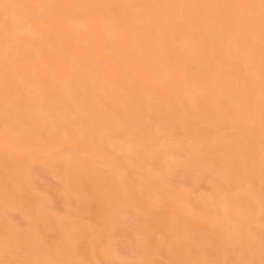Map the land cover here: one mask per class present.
<instances>
[{"label":"bare ground","instance_id":"1","mask_svg":"<svg viewBox=\"0 0 264 264\" xmlns=\"http://www.w3.org/2000/svg\"><path fill=\"white\" fill-rule=\"evenodd\" d=\"M22 1H0V94L24 108L0 102V264H128L125 249L132 264H264V0ZM57 130L71 153L51 163ZM29 138L60 180L49 196L18 151ZM170 172L213 174L210 193L183 197ZM62 201L70 233L46 213Z\"/></svg>","mask_w":264,"mask_h":264},{"label":"rangeland","instance_id":"2","mask_svg":"<svg viewBox=\"0 0 264 264\" xmlns=\"http://www.w3.org/2000/svg\"><path fill=\"white\" fill-rule=\"evenodd\" d=\"M1 1V0H0ZM16 4L17 5H20L19 6V8H22V9H26V7L24 6V4H23V1L22 0H17V2H16ZM27 11H30V10H27ZM3 25L4 24H2L1 22H0V28L1 27H3ZM4 28V27H3ZM25 29V28H24ZM26 30V29H25ZM165 38L167 39V40H170L171 39V37H169V36H165ZM170 41H173V40H170ZM173 43V42H172ZM92 58H94V57H92ZM91 58V59H92ZM93 60V59H92ZM91 60V62L93 63V61ZM91 63V64H92ZM105 63V62H104ZM95 64V63H94ZM97 65V64H96ZM105 67V64H103L102 63V65L100 64V65H98V68L99 67ZM107 66V69H108V64L106 65ZM93 67V66H92ZM42 68H46V66H42ZM97 68V69H98ZM43 69V70H44ZM101 69H103V68H101ZM105 69H106V67H105ZM104 70V69H103ZM243 70H245L244 72H242ZM242 75L244 74V75H246V76H250L251 78H253V76H255L253 73H251L250 72V74H249V70L247 69V68H244V69H242ZM50 75V74H49ZM259 76V75H258ZM257 76V77H258ZM50 77V76H49ZM91 83V82H90ZM99 83V82H98ZM93 84V83H92ZM94 84H96L95 83V81H94ZM93 84V85H94ZM98 85V84H97ZM96 86V85H95ZM5 96L7 97V93L6 92H3L2 94H0V102H1V106H4V110L6 109L7 110V108L9 109V111H13V112H18V113H20V112H23L24 111V108H22L21 106L19 107V106H17V105H15L13 102H11L9 99H8V97L7 98H5ZM3 101H5V103L3 102ZM17 106V107H16ZM2 109H3V107H2ZM39 113V112H38ZM45 113V112H44ZM43 112H41V113H39V115L40 114H44ZM20 116V115H19ZM79 125H77V127H78ZM77 127H74V129L75 128H77ZM80 129H81V126H80V128H78L77 130L78 131H80ZM76 130V129H75ZM229 130V131H228ZM57 131H58V134H57ZM56 131V135H55V139H53V140H51V141H49V144L47 143V145H48V147H51V149L52 150H54L53 152H54V154H53V157L52 158H48V161L47 162H51V163H54V162H56L59 158L60 159H62V158H64V157H66L67 156V154H70L71 153V148H70V145L68 144V142H69V139H67V138H64V136L65 137H67V135H66V133H65V131H63V130H57ZM61 131V132H60ZM60 133V134H59ZM166 132H164V133H159L158 135H157V137H158V146H159V143H160V145L162 144V145H168V143H170V142H172L171 140L172 139H175V136L174 137H172V135L170 136V135H168L169 133H166ZM223 133H225V134H229V133H231V130L230 129H228V128H226V132H224V130H223ZM41 134H43V135H41L42 137H46V132H41ZM62 135H64L63 137H62ZM45 139V138H44ZM261 140L262 141H264V138H261ZM33 141V142H32ZM43 141V138H40V139H28V142L26 141V143L27 144H22V145H19L18 146V148H20V149H18V151L19 152H21V154H25L26 153V151L29 149V150H32V151H34V153L36 154V156L37 157H39V158H34V157H29V159L32 161V158H34L33 159V161L34 162H31V164H33V166L35 167V168H37L38 170V174H36V176H35V178H34V181H37L36 182V184H39L38 186H39V188L41 189L42 187L43 188H45V193L44 194H47L48 196L49 195H51V194H53L54 192H56V190L54 189V188H57L58 186H59V183H60V180L55 176V174L51 171V170H49L48 168H47V166L45 165V163L42 161L41 162V158L43 157V158H45V155H46V153L44 152V151H42V150H40V146L41 147H44L46 144H45V142L43 143V145H42V142ZM52 141H54V142H52ZM174 141V140H173ZM38 143H39V145H38ZM53 143V144H52ZM67 143V144H66ZM113 144L115 143V145H117L118 147H121L122 149H126V147L123 145V142L122 141H120V143H121V145H120V143H119V141H116L115 140V142L113 141L112 142ZM119 143V144H118ZM45 144V145H44ZM37 145V146H36ZM120 145V146H119ZM23 146H24V148H23ZM28 146V147H27ZM63 146V147H62ZM108 148L111 146V145H106ZM157 146V147H158ZM37 147V148H36ZM58 147V148H57ZM160 147V146H159ZM23 148V149H22ZM34 148V149H33ZM36 148V149H35ZM60 148V149H59ZM70 148V149H69ZM79 149V150H78ZM21 150V151H20ZM26 150V151H25ZM55 151H56V155L57 156H55ZM58 151V152H57ZM70 151V152H69ZM113 151H115V150H113ZM69 152V153H68ZM74 153H77L76 155H79L80 157H89L91 160H96L97 158H99L98 156H95L96 157V159H94V155H91L90 156V154L89 153H87L84 149H82V148H77V149H75L74 151H73ZM80 152V154H78ZM116 152V151H115ZM114 152V153H115ZM120 152V151H119ZM117 153L118 155H120V153ZM123 153H126L125 152V150H123ZM127 153H128V151H127ZM39 154V155H38ZM45 154V155H44ZM59 154V155H58ZM84 154H86V155H84ZM41 155V156H40ZM173 156V155H172ZM56 157H58V159H56ZM92 157H93V159H92ZM171 156H167V159H166V161L168 160H170V161H180V160H183L182 158H180V157H177V156H173V159L172 158H170ZM54 158H55V160H54ZM168 158H170V159H168ZM36 159V160H35ZM175 159V160H174ZM29 160V161H30ZM40 162V164L38 163V161ZM102 160V161H101ZM97 161H99L100 163V165L98 164V166H99V168L103 171V172H106V171H108V167H105L106 165H105V163H104V160L103 159H97ZM38 164H37V163ZM8 163V162H7ZM42 163V164H41ZM36 164V165H35ZM107 169V170H106ZM48 170V171H47ZM41 171V172H40ZM41 173V174H40ZM171 174V172L170 173H168V174H164V175H166V176H164V179H165V181H167V179H168V181H167V183H166V185H167V187H171V189L170 190H172L173 189V191H180V193L182 192L181 190H185L184 191V193L183 194H181L183 197H188V198H190V199H193L194 200V198L196 197V201H198V199H200V198H202V196L203 197H206L209 193H210V190H211V184L209 185V184H206L205 185V183L207 182V183H210L209 182V180H211V176H213V174H211V173H209V174H207L205 177H202V178H200V179H196V180H198V182L196 181V180H190V181H188V182H186L185 184L184 183H182L181 182V180H180V178H178L177 176H171L170 175ZM172 174H174V173H172ZM40 175H41V177H40ZM211 175V176H210ZM43 178V179H42ZM115 178H116V176H115ZM209 178V179H208ZM208 179V180H207ZM194 181H196L197 182V184L196 183H194ZM201 181L202 182H204V183H201ZM39 182V183H38ZM180 183H181V185H180ZM42 186H41V185ZM189 184V185H188ZM185 185V186H184ZM204 186V190L203 189H201L200 187L201 186ZM177 187V188H176ZM195 187H197V188H195ZM232 187V188H231ZM228 190H229V194H227L228 196H233V195H235V194H239L240 192H241V190H240V186H239V184H233L232 186H231ZM42 188V189H43ZM174 188H176L175 190H174ZM190 188V189H189ZM194 188V189H193ZM200 188V189H199ZM203 188V187H202ZM210 188V189H209ZM238 188V190H236ZM41 189V190H42ZM47 189V190H46ZM49 189H50V191H49ZM52 189H54V190H52ZM58 189V188H57ZM180 189V190H179ZM206 189L208 190V192L206 191ZM231 189V190H230ZM233 189V190H232ZM44 190V189H43ZM189 190H191V191H189ZM193 190V191H192ZM194 190H196V191H194ZM46 191H49V192H47L46 193ZM189 191V192H188ZM206 191V192H205ZM227 191V190H226ZM231 191V192H230ZM237 191H238V193H237ZM30 193L31 194H33L37 199H45V197L47 196H45L42 192H40L39 190H37V189H35V190H30ZM49 193V194H48ZM220 193H221V191H220ZM215 194V193H214ZM226 194V193H225ZM147 195L149 196V198L147 197ZM202 195V196H201ZM217 195L219 196L220 194H219V192L217 193ZM222 195V194H221ZM151 196V197H150ZM191 196V197H190ZM198 196H200V197H198ZM217 196V197H218ZM192 197H194V198H192ZM216 197V196H215ZM216 197V198H217ZM260 197H261V195H260ZM144 198H146V200L147 201H149L150 200V198L152 199V195L151 194H144V196H143V199ZM63 202V201H62ZM61 202V204H63V206H61L60 208L61 209H57V210H55V211H48V209L46 210V213H47V215L49 214V216L53 219V220H57V222L59 221V222H61V224H62V226H61V228H62V231L64 230V228L67 230V232L68 231H70V232H72V229H70L71 227L67 224V223H69V224H71L70 222H72V220H74L73 221V223L72 224H75L76 223V220L78 219V216H79V214H78V212H77V210L74 208V207H72V206H68V204L66 203V202H63L62 203ZM65 203V204H64ZM256 207H258L257 206V204L255 205ZM5 209V211H7V212H9V214H10V212H11V216H16L17 215V218H18V220H20L21 218V216H19V214H20V212L19 211H13V210H6V208H4ZM257 210V209H256ZM42 212H44L45 213V211L44 210H41ZM18 213V214H17ZM256 213H257V211H256ZM13 214H15V215H13ZM131 214H133V216L131 215ZM130 215H129V218H131V221L134 219L135 221H136V218H137V216L135 217L134 216V213L132 212ZM261 214V213H260ZM21 215V214H20ZM63 216V217H62ZM64 217L67 219L66 221H68V220H70V222L68 221V222H66L65 221V219H64ZM63 219H64V221H65V223L68 225L67 227L66 226H64V224H63ZM76 219V220H75ZM62 220V221H61ZM20 221H24L23 219H21ZM130 221V219H129V222H131ZM135 221H132L131 223H130V226L132 227H134V224H135ZM77 222H78V220H77ZM21 223V222H20ZM57 228V232H55V230L54 231H51V230H53L52 228ZM52 228H50V231H49V229H48V233H51L52 235H50V234H48L47 232H46V234H48L49 235V237L50 236H52V237H50V238H52V241L51 242H53L54 240H53V238L55 237L54 235H57L58 236V229L60 230L61 228L59 227H56V226H53ZM68 227H70V228H68ZM66 230H65V233H67L66 232ZM19 231H21V230H19ZM64 232V231H63ZM70 232H68V233H70ZM54 233V234H53ZM56 233V234H55ZM58 233V234H57ZM47 235V236H48ZM57 236L55 237V238H57ZM138 239L140 238V237H137ZM137 239V240H138ZM141 240V239H140ZM110 249V248H109ZM109 249H108V251H109ZM111 251H112V249H111ZM123 252H125L124 254L126 255V253L128 252L129 254H128V257H129V255H130V257H129V259H128V264L130 263V261H131V263L130 264H132V260H133V258H131V252L128 250L127 251V249H125V250H123ZM6 256H9V255H6ZM89 256V255H88ZM11 257V256H10ZM6 259H7V257H5ZM89 258H90V256H89ZM19 259V257H17V256H15V257H12L11 259H9V260H11L10 261V263H14L15 262V260H18ZM157 259H159V258H155V260H157ZM160 260V259H159ZM162 260V259H161ZM160 260V261H161ZM13 261V262H12ZM158 261V260H157ZM160 261H158V262H160ZM162 263H164V262H162ZM43 264H53L52 262H48L47 260H43ZM83 264H85V263H83ZM126 264V263H125Z\"/></svg>","mask_w":264,"mask_h":264}]
</instances>
